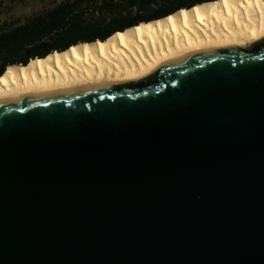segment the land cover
I'll use <instances>...</instances> for the list:
<instances>
[{
  "label": "water",
  "instance_id": "95a60500",
  "mask_svg": "<svg viewBox=\"0 0 264 264\" xmlns=\"http://www.w3.org/2000/svg\"><path fill=\"white\" fill-rule=\"evenodd\" d=\"M0 264H264V39L1 99Z\"/></svg>",
  "mask_w": 264,
  "mask_h": 264
},
{
  "label": "bare ground",
  "instance_id": "6f19581e",
  "mask_svg": "<svg viewBox=\"0 0 264 264\" xmlns=\"http://www.w3.org/2000/svg\"><path fill=\"white\" fill-rule=\"evenodd\" d=\"M262 39L264 0H209L142 21L106 40L80 42L27 64H10L0 76V100L136 81L181 56L247 48Z\"/></svg>",
  "mask_w": 264,
  "mask_h": 264
},
{
  "label": "trees",
  "instance_id": "16d2710c",
  "mask_svg": "<svg viewBox=\"0 0 264 264\" xmlns=\"http://www.w3.org/2000/svg\"><path fill=\"white\" fill-rule=\"evenodd\" d=\"M205 1L65 0L24 22L5 21L0 26V75L10 64H27L80 42L106 40L119 30Z\"/></svg>",
  "mask_w": 264,
  "mask_h": 264
},
{
  "label": "rangeland",
  "instance_id": "374dc122",
  "mask_svg": "<svg viewBox=\"0 0 264 264\" xmlns=\"http://www.w3.org/2000/svg\"><path fill=\"white\" fill-rule=\"evenodd\" d=\"M62 1L65 0H0V26L5 21L12 22L11 25L24 22L35 13Z\"/></svg>",
  "mask_w": 264,
  "mask_h": 264
}]
</instances>
